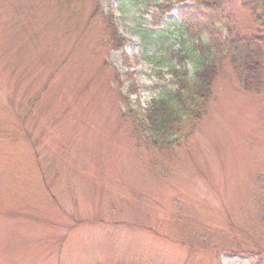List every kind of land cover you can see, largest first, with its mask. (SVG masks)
Listing matches in <instances>:
<instances>
[{"label":"rangeland","instance_id":"374dc122","mask_svg":"<svg viewBox=\"0 0 264 264\" xmlns=\"http://www.w3.org/2000/svg\"><path fill=\"white\" fill-rule=\"evenodd\" d=\"M166 1L0 0V264H264V90L225 59L161 148L125 114L121 92L144 108L176 88L152 58L181 46L179 6L153 25ZM243 1L221 2L230 37L261 27Z\"/></svg>","mask_w":264,"mask_h":264},{"label":"trees","instance_id":"16d2710c","mask_svg":"<svg viewBox=\"0 0 264 264\" xmlns=\"http://www.w3.org/2000/svg\"><path fill=\"white\" fill-rule=\"evenodd\" d=\"M135 2L136 0H132ZM222 0H168L155 4L153 25L158 27L179 6L177 19L182 30L180 48L162 47V56L170 64L176 88L165 91L146 107L134 105L131 98L120 93L126 103V116L134 122L135 138L145 136L149 144L163 147L172 144L175 134L191 132L206 113L212 97L215 78L225 62L235 72L243 90L260 93L264 90V0H244L243 5L251 10L259 26L255 34H240L230 37L221 25ZM114 48L123 47L125 38L118 30L111 12ZM194 53L191 56V53ZM192 58L196 69L190 72L188 60ZM163 61V62H164ZM134 91V90H133ZM177 140V139H176Z\"/></svg>","mask_w":264,"mask_h":264}]
</instances>
